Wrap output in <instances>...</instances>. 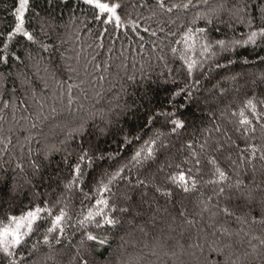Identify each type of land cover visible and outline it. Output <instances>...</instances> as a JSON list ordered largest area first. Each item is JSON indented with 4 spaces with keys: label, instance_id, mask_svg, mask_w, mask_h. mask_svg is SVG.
<instances>
[{
    "label": "snow or ice",
    "instance_id": "obj_1",
    "mask_svg": "<svg viewBox=\"0 0 264 264\" xmlns=\"http://www.w3.org/2000/svg\"><path fill=\"white\" fill-rule=\"evenodd\" d=\"M4 8L0 122L9 109L12 120L7 134L0 123V264H264V0ZM69 40L76 66L61 51ZM114 57L126 99L89 112L85 85L99 96ZM154 64L166 71L154 76ZM29 101L41 123L46 106L85 115L34 151L36 123L12 140Z\"/></svg>",
    "mask_w": 264,
    "mask_h": 264
},
{
    "label": "trees",
    "instance_id": "obj_2",
    "mask_svg": "<svg viewBox=\"0 0 264 264\" xmlns=\"http://www.w3.org/2000/svg\"><path fill=\"white\" fill-rule=\"evenodd\" d=\"M4 2H10V0H4ZM4 2H0V19H5V8H4ZM218 0H209V4H215L217 3ZM77 15H80L79 12H77ZM65 22L67 21V15H65L64 17ZM221 34H223L225 31H227L226 29H224L223 26H221ZM71 29H69L70 31ZM63 31V30H61ZM86 39V37L84 38ZM64 49H67L66 52V56L72 57L73 59L68 61L69 64L76 66L75 64V57H74V52L79 50V46L76 44H73V42L71 40L68 41V43H66L64 45V47L61 49V51H63ZM117 49H119V43L117 44ZM103 55L100 57V59H103ZM119 63V60H116L114 57V63H113V68L111 69V74H105V80L103 82H97L96 85V89L95 91L100 92L99 96L95 95V92L92 91V89L85 85V87L87 88L89 95L92 97V99L87 100V101H83V103L85 104V108L91 112V111H98V110H104L107 111L109 108H114L117 104H122L124 102V100L126 99L124 92L121 91V85L122 83L125 82L124 79V72L120 71L119 75H117V69L115 67L116 64ZM169 64L170 66H174V67H178L179 66V60L177 59L175 62V65H173L171 58L169 59ZM80 68V74H81V78L83 77V62H81V65H79ZM139 69H140V64L139 61H137L136 63V68L133 69L132 64H131V57H129V63H128V68L127 71L129 74H131L132 72H135L137 77H139ZM91 69H89L90 71ZM241 67L240 65H236L232 71H241ZM145 72L148 71L147 68H145L144 70ZM161 71H166L165 69H163L161 66L155 65L153 66L152 69V74L155 76L156 73H159ZM75 75V74H72ZM63 79L65 81H67L68 79V75H64ZM12 85L11 83H9V88H11ZM56 88V85L54 83L50 82V87L48 90V94L49 96H51V92L52 90H54ZM77 94L78 93V90ZM129 91H131V88H129ZM10 95V93H9ZM17 96H23L24 93L23 91H18L16 93ZM30 103V107L27 109V111H17L16 112V119L19 121L18 124H16L14 126V130L12 133V140H13V145H16L17 139H20L21 141L23 140V136L27 135L28 132L25 131L26 129L30 128V124L31 123H36L37 127L35 129H32V135L34 137L33 143H32V148L35 151V149L37 147H39V145L36 143V141H40V144L44 143V137H48L49 140H59V139H63L64 136V132L67 129L62 128L63 125L68 124L71 125V123L75 120L78 119L80 116L85 115L84 112H77L75 111L76 109V105H73V111L71 113H69L68 111H62L59 106L57 107V112L56 113H51V111L49 110V108L46 106L44 109V113L43 115H45L47 118L43 121V123H41L38 120H35V113L37 111L36 105L32 104L31 101H29ZM49 103H51V101H49ZM21 116H25L28 117V119L26 120H21L20 117ZM12 120V111L11 109L8 110V112L6 113V121L5 122H0L3 125L5 134H7V129L9 127V121ZM36 133H41L42 135H36ZM15 153L17 155H19V147L15 148ZM8 157H4V160H8ZM25 167L27 168V163H25ZM24 204H27L28 201L24 200L23 201ZM19 210V209H17ZM233 227H238V225L233 224ZM210 231V229H209ZM259 227L257 226V228L255 229L256 234H259ZM195 240V229H193V235H192V241ZM189 241V242H192ZM119 241H115L114 242V246L115 244H118ZM246 246V245H245ZM179 251V250H177ZM126 257H132L134 258L136 253L133 251L132 248H128L127 251L125 252ZM165 259V264H178V262H174L171 258H164ZM183 259L187 260V257H184Z\"/></svg>",
    "mask_w": 264,
    "mask_h": 264
}]
</instances>
